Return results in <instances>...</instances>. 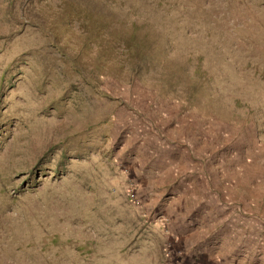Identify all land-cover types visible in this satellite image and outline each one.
I'll return each mask as SVG.
<instances>
[{"label": "rangeland", "instance_id": "374dc122", "mask_svg": "<svg viewBox=\"0 0 264 264\" xmlns=\"http://www.w3.org/2000/svg\"><path fill=\"white\" fill-rule=\"evenodd\" d=\"M0 264H264V0H0Z\"/></svg>", "mask_w": 264, "mask_h": 264}]
</instances>
